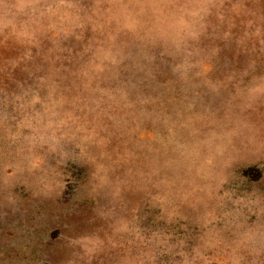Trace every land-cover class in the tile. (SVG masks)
<instances>
[{"label": "rangeland", "instance_id": "374dc122", "mask_svg": "<svg viewBox=\"0 0 264 264\" xmlns=\"http://www.w3.org/2000/svg\"><path fill=\"white\" fill-rule=\"evenodd\" d=\"M0 264H264V0H0Z\"/></svg>", "mask_w": 264, "mask_h": 264}]
</instances>
